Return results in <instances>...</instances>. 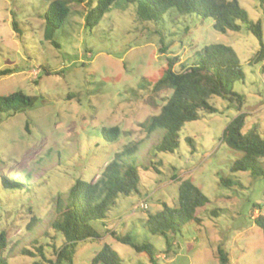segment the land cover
Instances as JSON below:
<instances>
[{
    "label": "rangeland",
    "instance_id": "374dc122",
    "mask_svg": "<svg viewBox=\"0 0 264 264\" xmlns=\"http://www.w3.org/2000/svg\"><path fill=\"white\" fill-rule=\"evenodd\" d=\"M87 1H71L67 19L47 39L43 14L48 0H0V70H14L0 75V94L21 90L36 96L30 108L12 116L0 113V229L7 234L8 263L50 264L35 247L42 245L45 257L54 259V248L62 242L51 228L57 196L64 198L76 178L96 179L116 152L136 142V152L126 159L138 170V192L119 196L106 218L91 222L100 237L78 243L74 264H89L104 243L123 264H220L218 246L228 253V264H264V237L254 222L258 213L264 216V175L231 172L236 152L221 138L238 113L236 101L213 96L210 102L217 110L186 122L173 152L153 150L163 129L148 132L140 125L162 103L140 82L158 78L166 56L185 61L205 45L222 43L235 50L244 72L243 80L232 84L241 98L240 111L246 113L242 131L258 123L264 136V61L250 62L259 48L256 37L247 24L221 33L213 29L211 18L182 15L174 8L157 22H144L133 4L110 8L88 27L83 17ZM238 2L251 20H261L264 42L258 1ZM113 125L121 133L108 141L101 128ZM257 163L264 171V157ZM220 176L234 183L223 186ZM16 178L28 183L30 191L23 187L22 197L7 199L2 179L11 183ZM183 179H190L209 202L198 214L201 223L183 224L170 234L166 250L165 238L151 234L143 222L163 203L176 204ZM111 230L151 243L154 262L117 241ZM23 248L37 255L21 254Z\"/></svg>",
    "mask_w": 264,
    "mask_h": 264
},
{
    "label": "trees",
    "instance_id": "16d2710c",
    "mask_svg": "<svg viewBox=\"0 0 264 264\" xmlns=\"http://www.w3.org/2000/svg\"><path fill=\"white\" fill-rule=\"evenodd\" d=\"M83 0H48L44 11V35L52 39L55 29L62 26L70 12V2ZM264 15V0H257ZM133 4L138 20L157 22L166 10L174 8L179 14H195L201 18H211L214 30L225 33L238 31L241 24H247L259 43V48L250 62L264 61V42L262 38V23L248 17L238 0H88L84 13V24L92 27L112 7ZM13 27L16 23L12 22ZM166 49L163 44L160 51ZM166 64L160 69V76L140 87L149 90L154 97H160L162 103L159 111L150 115L140 125L148 132L156 128L163 129L159 142L153 147L155 152H173L179 145V132L188 121L196 120L201 113H213L217 108L210 102L213 96L236 101L238 113L226 124L221 138L227 147L236 152V159L230 165V171H249L251 175L263 176L264 171L257 160L264 157V136H261L258 123H254L246 132L242 131L246 113L240 111L241 98L232 89L235 81L243 80L244 72L235 50L222 43L205 45L196 56L179 61L176 56H166ZM178 66L176 69L175 66ZM264 70V69H263ZM13 69H2L0 75L13 72ZM36 96L28 95L21 90L0 94V113L12 116L17 112L33 106ZM121 133L116 126L101 128L104 139L114 141ZM189 142L190 138H186ZM137 150V143L123 146L103 166L99 175L92 181L76 178L69 187L64 198L57 196L56 216L51 222V228L61 237V244L54 248V259H48L43 253V246L35 247L38 254L50 264H74L73 257L79 242L97 239L99 234L91 222L106 218V213L116 203L119 196H128L138 192L139 173L136 166L126 159ZM29 179V174L22 176ZM7 180V179H6ZM7 186V199H19L25 190L30 191V185L19 178L11 183L2 179ZM219 182L229 186L233 180L220 176ZM206 195L190 180L179 182L177 199L174 206L163 203V208L149 214L143 225L151 234H159L165 238L166 250L169 248L170 234L175 233L183 224H200L199 213L208 204ZM255 206H257L255 204ZM216 214V211H212ZM33 223L36 217L32 216ZM254 222L261 229L264 237V216L260 213ZM117 241L131 246L137 253H144L151 262L156 254L154 246L147 242H135L129 233L118 234L109 232ZM7 234L0 229V264H9L4 255L7 249ZM220 264H228V253L218 246L216 249ZM23 255L36 256L34 252L23 248ZM37 264V262H34ZM89 264H123L119 255L107 243H104L90 259Z\"/></svg>",
    "mask_w": 264,
    "mask_h": 264
},
{
    "label": "built area",
    "instance_id": "2783aa9c",
    "mask_svg": "<svg viewBox=\"0 0 264 264\" xmlns=\"http://www.w3.org/2000/svg\"><path fill=\"white\" fill-rule=\"evenodd\" d=\"M138 206L141 207V208H146V205H145L143 202H140V203L138 204Z\"/></svg>",
    "mask_w": 264,
    "mask_h": 264
}]
</instances>
